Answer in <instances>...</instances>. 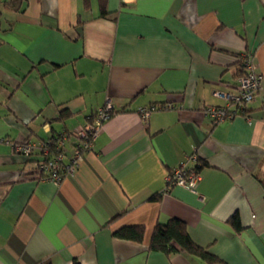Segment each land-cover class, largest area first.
Segmentation results:
<instances>
[{
  "label": "crops",
  "instance_id": "1",
  "mask_svg": "<svg viewBox=\"0 0 264 264\" xmlns=\"http://www.w3.org/2000/svg\"><path fill=\"white\" fill-rule=\"evenodd\" d=\"M245 54L261 92L214 124L204 108L224 106L214 92L236 90ZM109 104L60 183L16 152L67 134L69 164L70 134ZM182 164L200 168L193 191L168 186ZM172 219L217 264H264V0H0V264H208L151 249ZM133 226L142 242L115 235Z\"/></svg>",
  "mask_w": 264,
  "mask_h": 264
},
{
  "label": "built area",
  "instance_id": "2",
  "mask_svg": "<svg viewBox=\"0 0 264 264\" xmlns=\"http://www.w3.org/2000/svg\"><path fill=\"white\" fill-rule=\"evenodd\" d=\"M241 61L244 65L245 74L239 79L236 90L233 92H214L216 98L224 101V106H207L204 108L205 116L210 118L214 124L233 120L237 116L244 114L247 106L252 104L261 92L262 75L255 71L253 56L245 54L241 57ZM174 108L175 106L172 103L153 104L140 108L138 113L143 121L147 122L153 113ZM112 111L113 108L109 104L98 113L94 124L85 126L70 134L72 138H76L81 144L75 148L70 163L67 165L64 163L66 145L69 139L67 134H61L57 138L49 139L41 144L25 140L16 146V152L27 159L40 154L42 159L34 162L38 179L41 177V181L60 183L65 174L74 172L81 153L92 147L103 124L110 119ZM54 147H56L57 154L52 152ZM196 159V156L192 157V160ZM199 180V173L187 168L186 164H182L167 177L169 187L179 186L192 191L195 190Z\"/></svg>",
  "mask_w": 264,
  "mask_h": 264
},
{
  "label": "trees",
  "instance_id": "3",
  "mask_svg": "<svg viewBox=\"0 0 264 264\" xmlns=\"http://www.w3.org/2000/svg\"><path fill=\"white\" fill-rule=\"evenodd\" d=\"M102 15H108L106 10L102 11ZM239 65L241 66L242 77L245 74L243 62L239 61ZM58 136H55L51 139H55ZM56 151V147H54V149H52V152L57 154ZM29 161L33 162V157L29 159ZM204 166L205 164L202 163L200 168ZM200 168L197 167L196 169H193V171L199 173ZM40 179L41 177L39 178V180ZM229 224L237 233H241L244 229L241 225L240 218L237 213H235L230 218ZM115 235L122 239H127L140 243L144 239L145 229L141 226L126 227L117 231ZM150 247L152 250L163 251L167 254L182 252L187 255L199 257L202 260L206 261L208 264L220 263V260L213 254H211L208 249L199 247L191 240L187 232V227L185 223L178 219H172L166 224H157L154 230ZM75 264L79 263L75 262Z\"/></svg>",
  "mask_w": 264,
  "mask_h": 264
}]
</instances>
